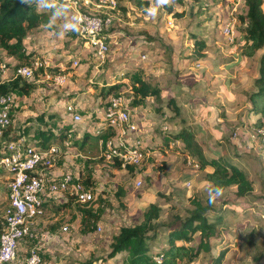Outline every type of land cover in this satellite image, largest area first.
I'll return each mask as SVG.
<instances>
[{"label":"crops","instance_id":"0c3cea01","mask_svg":"<svg viewBox=\"0 0 264 264\" xmlns=\"http://www.w3.org/2000/svg\"><path fill=\"white\" fill-rule=\"evenodd\" d=\"M78 10L75 0H40L37 11L43 15L41 25L24 40L23 55L33 54L32 58L28 62L23 61L0 48V64L8 68V72L1 78V84L13 80L12 68L29 66L41 59L38 56H42L48 65L46 69L36 72L32 80H22L35 84L36 89L29 94L19 92L17 100L14 99V125L25 130L28 125L38 127L43 123L47 126L51 119L57 121L59 118L58 125H51L58 132L56 137L63 132L67 135L63 139L55 137L49 144L58 147L61 153L49 172L47 187L41 195L44 201L43 212L33 220L31 236L19 243L18 256L24 259L30 249L35 247L40 251L43 264H123L128 257L125 252L117 254L113 259H106L121 230L140 224L151 205L160 207L161 214L166 196L184 200L192 195L184 190V186L187 189L193 186L190 177L194 172L192 168L195 169L188 166L187 160L197 161L198 157H193L182 141H174L172 135L185 127L191 132L196 131V141L199 143L204 140L207 148L212 151L210 156L203 155L205 159L223 157L243 169L250 177L251 169H256L252 155L258 161L263 160L264 144L260 139V142L253 140L256 131L254 123L259 117L249 114L247 108L250 104L248 95L253 92L254 82L259 76L260 59L264 51L260 50L253 58L244 56V42L238 23L234 24L235 43H228L222 28L231 20L227 13L225 18L219 20L217 10L214 11L213 22L202 27L193 23L196 26L194 31H190L191 26L186 22L185 15L178 20L183 21L182 25L177 24L179 29L170 35L166 34L171 28L167 26L166 29L163 21H143L151 25L148 34L152 38L148 37L150 40H147L140 37L138 48H143L142 53L149 54V57L155 54V60L158 61L141 66L148 76L144 77L142 73L138 79L149 83L152 89L159 90V94L136 106L131 97L132 85L129 89L121 85H127L130 80L125 78L122 81L123 76L121 79L118 77L119 72L127 74L120 62V66L116 59L107 63L105 81H101L102 77H96V68L86 65L85 62L91 63L97 56L94 49L95 56L88 57L85 54L86 44L76 30ZM214 20H219L218 24ZM190 33L196 35L190 36ZM112 34L109 33L108 37L110 46L113 43ZM196 40L206 44L201 56L192 52ZM154 41L158 47L153 45ZM153 46L155 49L151 50ZM75 61L79 62L77 67L73 64ZM83 64L84 68L79 70ZM94 70L96 73L92 76ZM37 74L43 82L52 83L45 88L40 87L41 80L30 83ZM112 74L115 80L107 82ZM57 75L65 78L61 84L55 80ZM133 75L137 76L136 73ZM68 78L75 80L71 84L74 89L62 91ZM98 87L99 90H96ZM43 91H50L51 94L44 96ZM115 91L124 95L125 105L130 110L136 130L126 127L123 132L111 128L115 136L106 143H97L100 136L98 132L103 133L107 128L106 106L111 97L118 95ZM68 106H73L74 112H68ZM175 107H179V110H175ZM67 113L73 116L72 122L78 126L64 121L63 116ZM76 115H80V121L75 120ZM65 124L68 127L61 129ZM95 124L99 128L91 130ZM72 125L74 127L68 130ZM233 130L236 138L230 142L233 156L230 160L223 155L225 147L220 145V141L226 139L229 142ZM138 140L142 141V148L147 150L140 166H131L129 169L122 165L117 168L113 161L107 159L105 153L110 144L114 149H119L123 142L134 148ZM248 148L252 149L250 155L244 154ZM240 163L242 166H239ZM259 164L262 167L261 161ZM159 167L163 169L159 170ZM209 171H202L203 180ZM64 175L82 181L94 195V201L79 204L69 193L52 191L49 185L60 182ZM198 192L196 190L193 194ZM6 197L7 194L0 197L5 205ZM88 210L94 218H89L91 220L86 227L85 211ZM165 244L166 236L159 247L151 246L153 252H161Z\"/></svg>","mask_w":264,"mask_h":264},{"label":"rangeland","instance_id":"374dc122","mask_svg":"<svg viewBox=\"0 0 264 264\" xmlns=\"http://www.w3.org/2000/svg\"><path fill=\"white\" fill-rule=\"evenodd\" d=\"M118 1H119L118 9L112 11L114 25L112 29L106 32V35H108V37H109V33L110 34L113 33L111 35L112 38L111 42L113 43H111L110 52L108 54L107 59L101 60L98 57H95L91 63L89 62H85V63L88 66L91 65L94 69L96 68V70L98 71L96 77H100V78L102 77L101 81H105L106 78L104 76H105V71H107V67H108L107 63L116 59L115 61L118 62V65L120 66L122 64L123 67L122 69L124 71H127L126 75H124L121 72L117 74L119 78L123 76L121 77L122 81L125 78L130 80V82H127L128 83L127 85L123 82H122L123 84H121L127 86L128 89L131 87L132 83L142 75V73H144V77L148 76V74L146 73L147 71L146 72L142 71L141 66L144 65L148 66L150 65L149 63H151L152 61L153 63H157L156 61H158L155 60L156 59L155 54H153L152 57H149V54H146L147 59L144 60L142 58V56L144 55L142 53L143 48L141 47L138 48V42L140 43L141 40L140 37H143V39L146 38L147 40H150L148 39V37L152 38V36L149 34L147 36L140 35L141 33L144 32L148 33V29H150L149 26H151L147 22H143V21H149L151 23H153L154 21H159V22L163 21L166 24V29L169 21H171L173 24H176V26L174 28L172 26L171 31L170 32L168 31L167 34L165 33L166 35H170L171 32H175L176 30L179 29V26L177 24L182 25L183 23V21L178 22V20H176L173 17V15L170 14L169 12L170 7L172 11L180 10L185 13V15L187 16L186 22L189 23L191 26L190 31H194L196 27L193 25V23H196L197 27H202L205 24H209L210 22H213V17L215 14L214 11L217 10L219 13L218 14L219 20L225 18L226 13L230 17L231 21L228 22V24L222 28V33L226 37L227 42L233 44L235 43L234 24L238 23L241 28L239 17L241 15L242 16L245 15L246 11L248 10V7L245 5V0H183L182 3L173 1L171 5H168L169 8H165V5H161L159 0H141L149 3L148 6H143V7H140L136 2V0H118ZM81 3H85V0H82ZM154 14L157 15L153 17ZM232 19L236 20V22ZM219 20H214V21H217L216 23L218 24ZM131 23H135V24H131ZM227 29H230L231 31V35L228 37L224 34V32L227 31ZM193 35L196 34L190 33V36ZM229 37H232L233 40ZM153 45L158 47L155 41ZM85 46H86L85 54L88 57L94 55L93 48L89 47V45L88 46L85 45ZM154 46L151 50L155 49ZM50 48L51 50L53 49V47ZM38 57L42 59V56H38ZM59 57H57V61H59ZM131 60L133 61L131 62ZM82 63L83 61L80 60V64ZM84 65L85 64H83L79 70H82L84 68ZM12 70H14V68H12ZM94 73H96L95 70L94 72H92V76ZM135 73L137 76L133 75ZM68 79L69 80L66 83V85L62 87L61 89L62 91L74 89L73 88L74 86L71 84L72 82L75 83V80H73L72 78H68ZM37 80H41L39 78V74H37L35 80L31 81L30 83H34ZM112 80H115L113 74L111 75V77L107 79V82ZM50 83L52 82L49 81L43 82L41 80L40 87L45 88V86ZM37 86L39 87V85ZM76 86H78V84L75 85V88H77ZM96 90H99V87L96 88ZM105 91L107 92V87L105 88ZM252 91H255V87H253ZM99 92L100 91H98V93ZM116 93L120 94L119 92ZM48 94H51V92L43 91L44 96H47ZM19 95H20L19 92L10 93L11 102L13 103L14 99L16 101ZM249 95H248V102L250 104L247 108V112L251 114L249 112V109L251 107ZM64 116H63L64 121L66 122L70 121L72 124H74L72 122L73 116L71 114L67 113L64 114ZM19 121L20 119H18V122ZM59 123L60 120L59 118H57V121H53V119H51L50 123H48L47 126H45V124L43 123H40V126L38 127L32 124L28 125L24 130L25 131L24 136L26 138L35 140L38 146H40L41 148H47L50 142L56 137L58 133L56 132V130L53 129V126L51 125L52 124L58 125ZM76 124L77 123H75L74 125ZM74 125H72V127L69 126L68 130L72 129ZM65 127L68 126L65 124L63 125V127H61V129ZM15 128H17L16 125H14V129ZM44 128L46 129L47 132L49 131L47 134L51 135L52 138L51 139L45 138L44 139L45 141H43V143H40L39 132L41 129ZM98 128L99 127H97L96 124L94 125V127L91 126V130H96ZM187 130L190 133H193L195 137L196 145L199 149L202 150L203 155L205 154L210 156L212 154V151L207 148V145L205 144L206 142L204 140L203 141L200 140L198 143L196 141L197 132L196 131L191 132L189 129ZM258 133H259L258 130H256L255 134L253 135V140H258V141L259 139L261 140ZM235 138H236V134L235 131L233 130L230 134V137L228 138L229 142L226 139L220 141V145H223L225 147V153H223V155L230 160L231 158H233V156L231 155L232 147L230 146V142H232V140ZM261 142L264 144V140H261ZM205 147L207 152L204 153ZM250 151L252 152V149L248 148L247 152L244 154L247 155L252 154L250 153ZM193 157H197V156H193ZM217 158L214 157L213 159H217ZM251 158H255V162H256V169L254 168L251 169V173H250L251 177L248 174L249 179L252 180L253 183L255 182L254 191H253L254 193L252 192L246 197L239 198L236 195V188L232 187L227 191H225L222 194V196L217 197L214 199V201H212L214 205H213V210L210 213V217L212 218L215 215L223 214V222L221 226L218 227L217 237L211 240L212 252L209 254H205V253L201 254L199 259L196 260L193 264H213L212 258L217 256L223 249H225L226 251L228 250L225 264H264V181L262 180V178H264V157L263 160L262 159L259 160L262 163V167L259 164V161L256 160V156L252 155ZM187 161H189L193 167L194 165L199 166V157L197 161H193L191 159ZM239 166H242V163H240ZM257 166L259 167V170H257ZM161 169L163 168L159 167V170ZM192 170H194V172L190 177V180L193 181V186L190 189H187L184 186L185 193L191 192L192 195L189 196L190 195L189 194L188 195L189 197L185 198L184 200L182 199L175 200L174 196L171 197L166 196V199L162 202L163 209L160 214V218L156 222V225L159 226L158 238L157 241L152 246L154 247L160 246L161 242L164 239V236H166L164 235L166 231V228H164V226L171 223L176 215H180L182 218L188 216V211L193 209V206L191 205L192 200H199L202 201L203 203H206L210 199L211 186L210 188H208V186L211 184L201 178L203 173L199 169V167L195 169L192 168ZM203 182L206 183L208 186H206ZM196 190H198L199 192L197 194H193V192H195ZM5 194H7L6 182L5 183L0 182V197L1 198L4 197ZM5 209H6L5 202L0 201V225H3L4 222L3 218H4ZM249 241H252L253 245H250ZM158 253H159L158 251L154 250L153 252L152 250L151 255L155 256V261L159 263L161 258L159 257Z\"/></svg>","mask_w":264,"mask_h":264},{"label":"trees","instance_id":"16d2710c","mask_svg":"<svg viewBox=\"0 0 264 264\" xmlns=\"http://www.w3.org/2000/svg\"><path fill=\"white\" fill-rule=\"evenodd\" d=\"M40 0H0V48L8 55L18 57L20 60L29 61L32 55H23L24 40L27 35L41 25L42 14L37 11V4ZM182 3L183 0H173ZM140 7L148 6L146 1L136 0ZM248 7L246 15L239 17L244 42L243 54L247 58H253L257 52L264 49V0H245ZM165 8H169L165 5ZM170 14L176 20L185 17V13L172 11ZM144 35L148 33L144 32ZM206 44L202 40H196L192 52L201 56L205 50ZM20 67V66H17ZM255 91L250 93L249 100L251 107L249 112L259 118L254 123L256 130L264 131V54L260 60L259 77L255 81ZM36 89L35 84L22 82L17 78L10 83H0V94L8 95L12 92H23L29 94ZM159 94V90L152 89L150 84L137 79L132 84V102L133 105L140 106L148 99ZM179 110V107H175ZM47 131H41L39 134L40 143L45 138H51ZM67 135L61 133L57 139H63ZM115 136V131L107 127L97 138V143L108 142ZM264 140V134L260 135ZM174 141H183L186 150L193 156L199 157V169L204 171L210 169L205 175L204 180L211 184L210 191L215 187L222 188L223 192L235 187L236 195L239 198L248 196L254 191V183L249 179L248 174L238 166L228 162L220 157L207 160L203 152L195 142L193 133L187 129H182L179 133L172 135ZM52 146V145H51ZM116 158V157H115ZM113 165L117 168L122 166L116 158ZM130 169L131 166H128ZM193 209L188 211V216L182 218L176 215L173 221L164 226L166 228V244L158 253L160 262L155 261L151 255L152 242L158 238L159 226L155 221L160 217V207L151 205L144 214L143 221L132 227L123 228L116 237L111 253L106 259H113L117 254L125 252L128 254L123 264H193L199 259L201 254L212 252L211 240L217 237L218 227L223 222V214L210 217L213 210V202L210 199L203 203L199 200H192ZM85 225L89 224L90 217L94 218L90 211H85ZM4 219V218H3ZM3 225H0V234L3 232ZM253 245L252 241H249ZM228 250L223 249L217 256L212 258L213 264H225Z\"/></svg>","mask_w":264,"mask_h":264},{"label":"built area","instance_id":"2783aa9c","mask_svg":"<svg viewBox=\"0 0 264 264\" xmlns=\"http://www.w3.org/2000/svg\"><path fill=\"white\" fill-rule=\"evenodd\" d=\"M81 1L75 0V4L79 6L76 30L83 42L95 50L96 56L105 60L110 52L106 32L114 25L112 11L118 9L119 1L85 0V3ZM173 25L169 21L168 27L171 28ZM224 34L230 36V29ZM142 58L146 60L147 56L143 55ZM73 64L77 67L79 62L75 61ZM47 67L46 61L37 59L29 66L15 67L11 71V76L13 80L20 78L29 81L35 77L36 72ZM7 72V66L0 64V81ZM48 78L50 79V76ZM64 79L62 75L55 77L58 84ZM67 111L74 112V107L68 106ZM75 120L80 121V115H76ZM105 121L107 127L112 129L124 132L128 127L136 130L123 94L110 98L106 106ZM258 132L259 136L264 134L263 130ZM24 134V130L14 129V108L10 94H0V182H6L7 192L4 227L0 234V264H43L39 249L35 247L30 249L24 259H20L18 247L21 241L31 236V224L43 212L44 201L41 195L47 187L49 172L61 151L54 145L41 148L35 140L26 138ZM98 135H101V132H98ZM105 154L109 161L117 158L124 167H138L144 162L147 150L142 148V141L138 140L134 148L128 147L124 142L119 149L112 148L110 144ZM187 164L192 166L189 161ZM140 185L141 183L138 184ZM49 188L52 191L69 193L79 204L94 201V195L89 188L71 175H64L60 182L49 185Z\"/></svg>","mask_w":264,"mask_h":264},{"label":"clouds","instance_id":"9594fccd","mask_svg":"<svg viewBox=\"0 0 264 264\" xmlns=\"http://www.w3.org/2000/svg\"><path fill=\"white\" fill-rule=\"evenodd\" d=\"M161 5H171L173 3V0H159ZM158 14V13H157ZM157 14H154L153 17H155ZM223 190L220 187H215L211 190L210 195V202L214 201L215 198L222 196Z\"/></svg>","mask_w":264,"mask_h":264}]
</instances>
